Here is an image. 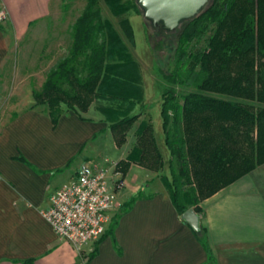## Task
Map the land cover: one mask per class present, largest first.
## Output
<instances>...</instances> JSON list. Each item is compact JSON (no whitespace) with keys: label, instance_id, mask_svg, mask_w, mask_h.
I'll return each instance as SVG.
<instances>
[{"label":"trees","instance_id":"16d2710c","mask_svg":"<svg viewBox=\"0 0 264 264\" xmlns=\"http://www.w3.org/2000/svg\"><path fill=\"white\" fill-rule=\"evenodd\" d=\"M104 2L133 46L132 27L124 13L133 10L141 15L135 0ZM177 29L173 67L157 72L165 82L160 86V114L169 149V175H160V180L182 214L189 207L200 212L202 199L264 163V0H208L199 14ZM72 30L68 55L33 92L34 103L46 106L55 128L62 104L83 120L79 113L86 112L96 98L117 102L102 108L101 114L114 144L121 147L141 116L129 112L134 102L141 101L139 63L112 24L101 17L97 0H86ZM210 30L205 48L187 51L192 41ZM188 86L194 90H179ZM107 128H100L92 138ZM16 158L31 166L22 156ZM131 163L151 171L163 167L149 117L140 119L135 144L114 165L121 174L119 181ZM142 197L150 195L138 191L120 205V212ZM116 221L117 216L112 226ZM192 230L213 261L204 229ZM95 253L96 247L87 260Z\"/></svg>","mask_w":264,"mask_h":264},{"label":"crops","instance_id":"0c3cea01","mask_svg":"<svg viewBox=\"0 0 264 264\" xmlns=\"http://www.w3.org/2000/svg\"><path fill=\"white\" fill-rule=\"evenodd\" d=\"M54 1L0 0V8L6 10V17L0 21V67L13 36L22 35L31 21L50 13ZM91 105L79 113L82 120L62 104L55 128L47 111L31 109L1 129L0 264L77 261L76 250L55 234L42 211L49 196L75 177L80 164L94 163L87 159L95 149L96 137H92L100 128H107V123L102 115L89 114ZM40 122H47V130L41 131ZM127 153L125 150L117 159ZM19 156L31 166L18 160ZM163 169L164 162L159 171L131 163L118 190L121 174L115 166L110 169L117 201L101 239L81 251L86 264H264V163L202 199L200 212L189 207L198 215L213 261L190 223L173 206L159 179ZM138 191L150 197L139 198L130 209L120 212V205ZM115 216L117 221L112 226ZM95 247L96 253L87 260Z\"/></svg>","mask_w":264,"mask_h":264},{"label":"rangeland","instance_id":"374dc122","mask_svg":"<svg viewBox=\"0 0 264 264\" xmlns=\"http://www.w3.org/2000/svg\"><path fill=\"white\" fill-rule=\"evenodd\" d=\"M85 4L86 0L54 1L50 13L31 21L22 35L13 36L12 43L9 45L6 57L1 62L0 67V131L8 121L28 110L47 111L45 105L34 103L32 94L40 89L41 83L49 70L59 60L68 55L72 41L73 23ZM97 5L101 17L112 24L127 45L133 58L139 63L142 88L141 101L140 103L134 102L129 112L133 114L143 109V111L141 110L143 116L134 122L127 131L124 146L117 147L113 143L109 129L104 134H97L93 143L95 145L93 155L87 157V159L94 160V163L97 164H104L107 161L108 166L113 167L117 160L123 156L124 151H129L135 144V131L140 119L149 117L156 145L163 157L164 169L161 174L169 175V149L165 143L160 114V86L164 85L165 82L158 75L157 70L166 72L173 67L179 30L176 29L168 33L154 31L142 15L129 10L124 13V16L128 18L132 27L134 42L132 46L119 25L118 17L110 12L104 0H97ZM210 33L211 30L199 41H192L187 51L195 52L205 48ZM185 70V74H188V65ZM79 72L81 76L84 75L80 67ZM189 75L192 76V74ZM179 90L184 92L194 90V87L188 86ZM116 103L96 98L92 102L89 114L98 117L99 114L102 115V108L106 106L114 107ZM124 105H127V103H124ZM47 126V122H40L41 131L45 128L47 130ZM133 173L135 172L131 174L133 175ZM118 177L119 174L116 175L117 179ZM129 181L130 177L127 178V183ZM117 185V190L121 189L123 187L122 181H117Z\"/></svg>","mask_w":264,"mask_h":264},{"label":"built area","instance_id":"2783aa9c","mask_svg":"<svg viewBox=\"0 0 264 264\" xmlns=\"http://www.w3.org/2000/svg\"><path fill=\"white\" fill-rule=\"evenodd\" d=\"M6 10L0 8V21ZM80 164L75 177L59 186L42 211L44 219L59 237L69 242L78 254L73 264H86L83 247L99 239L110 221L115 191L109 175L112 166Z\"/></svg>","mask_w":264,"mask_h":264},{"label":"water","instance_id":"95a60500","mask_svg":"<svg viewBox=\"0 0 264 264\" xmlns=\"http://www.w3.org/2000/svg\"><path fill=\"white\" fill-rule=\"evenodd\" d=\"M141 15L154 31L173 32L180 24L195 17L208 0H135ZM193 229L199 230L198 215L188 208L182 213Z\"/></svg>","mask_w":264,"mask_h":264}]
</instances>
